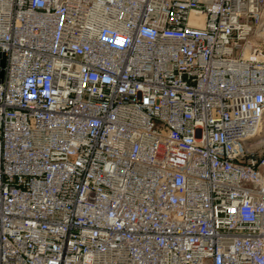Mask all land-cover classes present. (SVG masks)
<instances>
[{
    "label": "built area",
    "instance_id": "1",
    "mask_svg": "<svg viewBox=\"0 0 264 264\" xmlns=\"http://www.w3.org/2000/svg\"><path fill=\"white\" fill-rule=\"evenodd\" d=\"M264 0H0V264H264Z\"/></svg>",
    "mask_w": 264,
    "mask_h": 264
},
{
    "label": "rangeland",
    "instance_id": "2",
    "mask_svg": "<svg viewBox=\"0 0 264 264\" xmlns=\"http://www.w3.org/2000/svg\"><path fill=\"white\" fill-rule=\"evenodd\" d=\"M260 41H264V36L259 38ZM261 138L264 140V119H263V122H262V126H261Z\"/></svg>",
    "mask_w": 264,
    "mask_h": 264
},
{
    "label": "water",
    "instance_id": "3",
    "mask_svg": "<svg viewBox=\"0 0 264 264\" xmlns=\"http://www.w3.org/2000/svg\"><path fill=\"white\" fill-rule=\"evenodd\" d=\"M0 64H1V65L3 64V59L0 60Z\"/></svg>",
    "mask_w": 264,
    "mask_h": 264
},
{
    "label": "bare ground",
    "instance_id": "4",
    "mask_svg": "<svg viewBox=\"0 0 264 264\" xmlns=\"http://www.w3.org/2000/svg\"><path fill=\"white\" fill-rule=\"evenodd\" d=\"M264 34V31H262L261 33H260V35H263Z\"/></svg>",
    "mask_w": 264,
    "mask_h": 264
}]
</instances>
